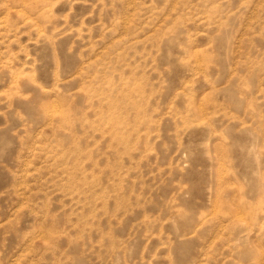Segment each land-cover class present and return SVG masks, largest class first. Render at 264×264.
<instances>
[{
  "label": "rangeland",
  "instance_id": "374dc122",
  "mask_svg": "<svg viewBox=\"0 0 264 264\" xmlns=\"http://www.w3.org/2000/svg\"><path fill=\"white\" fill-rule=\"evenodd\" d=\"M0 264H264V0H0Z\"/></svg>",
  "mask_w": 264,
  "mask_h": 264
},
{
  "label": "clouds",
  "instance_id": "9594fccd",
  "mask_svg": "<svg viewBox=\"0 0 264 264\" xmlns=\"http://www.w3.org/2000/svg\"><path fill=\"white\" fill-rule=\"evenodd\" d=\"M65 123H70V120H66Z\"/></svg>",
  "mask_w": 264,
  "mask_h": 264
}]
</instances>
